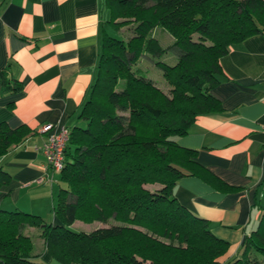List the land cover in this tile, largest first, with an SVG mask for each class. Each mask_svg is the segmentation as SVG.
I'll list each match as a JSON object with an SVG mask.
<instances>
[{
	"label": "trees",
	"instance_id": "trees-1",
	"mask_svg": "<svg viewBox=\"0 0 264 264\" xmlns=\"http://www.w3.org/2000/svg\"><path fill=\"white\" fill-rule=\"evenodd\" d=\"M105 8L118 36L105 32L81 124L71 130L60 173L66 188L54 208L61 224L0 210V264H44L33 258L26 227L40 230L59 264H219L229 244L174 195L177 182L199 168L197 153L176 139L199 116L223 111L212 95L223 76L220 60L264 33V0H105ZM156 28L179 53L173 65L154 60L169 94L138 67L168 52L153 38ZM28 134L1 124L0 157ZM10 181L0 167V189ZM76 222L110 226L84 233L71 229ZM227 264H264V209L240 257Z\"/></svg>",
	"mask_w": 264,
	"mask_h": 264
},
{
	"label": "crops",
	"instance_id": "crops-1",
	"mask_svg": "<svg viewBox=\"0 0 264 264\" xmlns=\"http://www.w3.org/2000/svg\"><path fill=\"white\" fill-rule=\"evenodd\" d=\"M108 21L105 0H0V125L29 132L0 157L11 176L0 189V210L61 224L54 208L66 185L48 165L42 148L49 133L42 129L62 125L71 131L81 124ZM220 65L223 76L212 95L223 111L199 116L176 139L197 153L199 168L177 182L174 195L229 244L218 259L227 264L240 257L264 209V33L233 47ZM22 232L33 240L35 261L59 264L39 229Z\"/></svg>",
	"mask_w": 264,
	"mask_h": 264
},
{
	"label": "rangeland",
	"instance_id": "rangeland-1",
	"mask_svg": "<svg viewBox=\"0 0 264 264\" xmlns=\"http://www.w3.org/2000/svg\"><path fill=\"white\" fill-rule=\"evenodd\" d=\"M109 32L112 36H115V37L118 36L117 33L112 29H110ZM126 34H127V32L124 33L125 38L127 36ZM153 38H155L158 41V43H160V46L163 49H168V52L160 58H153L151 56H147L141 60V62L138 64V67L141 68L142 70L147 71L148 76L154 80V82L157 84V86L159 88H161V90L164 91L166 94H169L171 87L166 83V81L163 77L162 71L160 69H158L154 65V63L156 60L157 61L158 60L163 61L169 65H173L176 62L175 57L177 55V52L170 50L171 49V46H170L171 42L170 41H173L174 39L172 38L171 35H169L162 28H156L153 31ZM148 189L154 190L153 187H150ZM109 226L110 225H104V224H101L98 222H96L94 224H84L82 222H76V224L74 226H71V229L76 231V232L90 233V232H93L94 230L99 229L100 227L104 228V227H109ZM36 231H38V230H36ZM35 243H36V240H35ZM35 249H36V244H35Z\"/></svg>",
	"mask_w": 264,
	"mask_h": 264
},
{
	"label": "built area",
	"instance_id": "built-area-1",
	"mask_svg": "<svg viewBox=\"0 0 264 264\" xmlns=\"http://www.w3.org/2000/svg\"><path fill=\"white\" fill-rule=\"evenodd\" d=\"M42 132L49 133L48 141L42 148L48 165L57 173H61L66 163L65 152L70 140L71 131L62 125H47L42 129Z\"/></svg>",
	"mask_w": 264,
	"mask_h": 264
}]
</instances>
